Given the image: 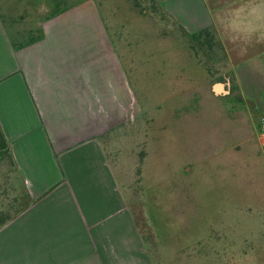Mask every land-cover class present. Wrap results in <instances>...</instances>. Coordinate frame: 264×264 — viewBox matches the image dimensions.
<instances>
[{
    "label": "crops",
    "instance_id": "1",
    "mask_svg": "<svg viewBox=\"0 0 264 264\" xmlns=\"http://www.w3.org/2000/svg\"><path fill=\"white\" fill-rule=\"evenodd\" d=\"M152 1L187 32H214L264 122V0ZM120 64L91 2L0 0V264H156L105 146L122 125Z\"/></svg>",
    "mask_w": 264,
    "mask_h": 264
},
{
    "label": "rangeland",
    "instance_id": "2",
    "mask_svg": "<svg viewBox=\"0 0 264 264\" xmlns=\"http://www.w3.org/2000/svg\"><path fill=\"white\" fill-rule=\"evenodd\" d=\"M29 2H91L110 27L127 89L105 146L156 264H264L262 95H245V66L152 0Z\"/></svg>",
    "mask_w": 264,
    "mask_h": 264
},
{
    "label": "trees",
    "instance_id": "3",
    "mask_svg": "<svg viewBox=\"0 0 264 264\" xmlns=\"http://www.w3.org/2000/svg\"><path fill=\"white\" fill-rule=\"evenodd\" d=\"M198 35V38L201 36V35H206V36H213L212 34V30H209V29H206V30H203V31H200L199 33H197ZM6 155H7V151H6V143L4 141V138L0 132V163L2 160H4L6 158Z\"/></svg>",
    "mask_w": 264,
    "mask_h": 264
},
{
    "label": "built area",
    "instance_id": "4",
    "mask_svg": "<svg viewBox=\"0 0 264 264\" xmlns=\"http://www.w3.org/2000/svg\"><path fill=\"white\" fill-rule=\"evenodd\" d=\"M262 132H264V122L262 123Z\"/></svg>",
    "mask_w": 264,
    "mask_h": 264
}]
</instances>
